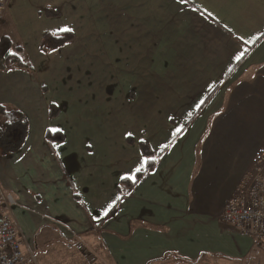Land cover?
<instances>
[{
	"label": "crops",
	"instance_id": "obj_1",
	"mask_svg": "<svg viewBox=\"0 0 264 264\" xmlns=\"http://www.w3.org/2000/svg\"><path fill=\"white\" fill-rule=\"evenodd\" d=\"M30 1L10 0L0 15L35 69L7 71L0 60V104L29 120L22 147L0 152V188H16L21 177L25 184L11 196L14 205L5 202L19 233L17 222L33 233L51 219L63 225V236L91 232L107 264L170 257L251 264L247 258L264 249V239L223 214L264 142V0ZM48 8L60 14L47 16ZM65 26L74 41L41 52L43 35ZM50 59L69 66L57 69ZM76 74L97 76V98L83 91L73 100L91 109L83 118L99 122L97 132L64 129L63 97L68 106L79 87L58 76ZM51 103L61 107L54 118ZM53 128L65 139L49 142ZM141 140L152 146L156 167L119 202L120 180L145 156ZM118 202L116 215L98 225L103 209Z\"/></svg>",
	"mask_w": 264,
	"mask_h": 264
},
{
	"label": "rangeland",
	"instance_id": "obj_2",
	"mask_svg": "<svg viewBox=\"0 0 264 264\" xmlns=\"http://www.w3.org/2000/svg\"><path fill=\"white\" fill-rule=\"evenodd\" d=\"M29 1L30 0H24V2L26 3ZM39 1L31 0L30 4L32 5V3L35 4L37 2L40 3ZM14 30L15 29L12 23L6 21V19L3 16H0V38L5 35L13 37ZM56 61L57 62H55V60L51 61L50 59L49 62H51L54 65V67L56 66L57 69L62 70L65 69L67 66H69V64L65 62L66 60L62 61L61 64L60 61L58 60ZM79 63L81 64V61ZM40 64H41L40 66L44 65V64L42 65V61L40 62ZM96 77L97 76L77 75V74L58 76V78H61L62 82L65 83L68 80H70L69 83L72 86L79 87V89H77L75 92L74 99L69 97L70 104L68 106H66L67 104L66 97H63L65 108L61 114V117L66 125L64 129H67L68 132L67 131L66 132L69 133V135L77 133L78 131L83 129L87 130L88 129L87 127H89L90 132H97L99 129V125H100L99 122H88L85 120V118H83L84 108L85 109L86 108L90 109V108L87 105L84 106V104L82 103L76 105L75 101H73V100H77L79 102L82 99V97L79 95V92L82 94L83 91H85V93H88L89 96H91V99H94L95 97L97 98V90L96 87L93 86L94 84L97 83L95 81ZM62 78H65L67 80L64 81L62 80ZM62 82L57 83L55 81L54 82V85H56L55 88L61 87L59 86V84ZM89 87H94V88H92V90L90 91ZM57 106L61 109L59 105ZM90 116L93 118V114H91ZM90 116L88 117L89 119ZM41 140H42V144L45 145L43 143L45 137H43ZM43 145L42 147L44 148ZM45 148H47V145ZM39 153L41 152L39 151ZM15 154L16 153L9 154L6 156V158L15 156ZM46 162L49 164L48 156L46 157ZM12 179L10 178L8 183L12 182L13 181ZM0 182L4 183L2 179H0ZM19 183H23V177H21L18 184H13V185H18L16 188L15 186H5V185L3 186L2 189L0 188L1 192L5 197V202H7L6 201V197H7L10 205L11 204L14 205V203H12V201L14 202V200L11 198V196L17 198L18 196L17 189L20 188L22 185L23 186L25 185V184L19 185ZM4 207H6L5 203H4ZM7 209L9 211V208ZM27 211L30 212L29 210ZM50 223L51 225L42 228L40 231L31 233L29 228L26 229L23 225L17 222V226L20 230L19 237H20L22 249L24 250L25 253H28L29 256L31 255L33 264H107L104 263V259L107 258L108 255L102 254L100 251L102 248L103 251L106 252V248L104 249V246L99 242L98 236L96 237L91 232L84 234L63 236L60 234L61 232L60 229L64 230L63 225H60V223L52 219ZM262 258H264V249L262 247L261 248L257 247L255 250V255L251 253L250 257H248L247 259L251 261V264H257L259 260H261L260 264H264V260ZM161 264H189V263L181 260V258L170 257ZM202 264H211V263L204 261ZM221 264H229V263L225 262Z\"/></svg>",
	"mask_w": 264,
	"mask_h": 264
},
{
	"label": "built area",
	"instance_id": "obj_3",
	"mask_svg": "<svg viewBox=\"0 0 264 264\" xmlns=\"http://www.w3.org/2000/svg\"><path fill=\"white\" fill-rule=\"evenodd\" d=\"M10 0H0V15ZM0 192V264H33L22 249L19 231L5 210ZM223 219L244 233L264 239V142L255 150L236 191L225 205Z\"/></svg>",
	"mask_w": 264,
	"mask_h": 264
},
{
	"label": "trees",
	"instance_id": "obj_4",
	"mask_svg": "<svg viewBox=\"0 0 264 264\" xmlns=\"http://www.w3.org/2000/svg\"><path fill=\"white\" fill-rule=\"evenodd\" d=\"M60 12L53 11L50 8L46 10L47 16L59 15ZM53 32H47L43 35L42 40L39 45V50L43 53L52 52L58 50L65 45L71 43L75 38V33L70 32H60L56 36L52 35ZM24 48L22 45H14L11 38L7 35L0 38V59L5 65V70H13L16 68H22L29 72L34 73L35 69L32 64L24 60L22 53ZM14 53V55H13ZM50 117H56L60 108L54 104H50ZM29 132V120L27 116L20 110L16 108L8 107L4 104H0V152L3 154H8L12 152H17L24 144ZM46 138L49 142L62 141L65 139L63 132L61 131H51L50 129L46 132ZM128 142L133 143L134 139L129 136ZM139 146L145 156L154 157V160L149 161L146 164V168L141 172L135 174V181L129 179H121L119 184V190L122 192L121 199L125 194L130 193L133 188L140 182L149 172L153 171L157 164V156L147 141H139ZM119 202L111 209V211L106 215V217L100 222L101 225L107 219L112 218L116 215Z\"/></svg>",
	"mask_w": 264,
	"mask_h": 264
},
{
	"label": "snow or ice",
	"instance_id": "obj_5",
	"mask_svg": "<svg viewBox=\"0 0 264 264\" xmlns=\"http://www.w3.org/2000/svg\"><path fill=\"white\" fill-rule=\"evenodd\" d=\"M181 2L182 3H185L186 0H181ZM70 31H73V29L65 26L63 28H57L56 30H54L53 33H52V35L53 36H56L60 32H70ZM13 55H14V53H13ZM243 55H244V53L241 52L240 55H238L236 57V59H238V60L241 59L243 57ZM51 131H56V129L53 128V129H51ZM179 131H181V129H177V132H179ZM127 135L131 136V135H133V133L129 132V133H127ZM151 160H154V157H151V156H144V157H142L141 158V162H140V166L139 167H136L131 174L122 177V179H129V180L135 181V179H136L135 173L141 172L144 169V165L147 164ZM117 199H119V198H117ZM114 202L115 201H113V203ZM111 207H112V203H109L103 209L104 215H107L108 214V211H109V209H111Z\"/></svg>",
	"mask_w": 264,
	"mask_h": 264
}]
</instances>
